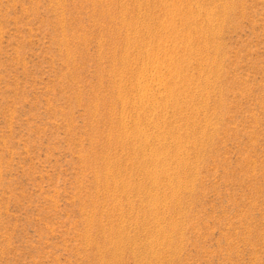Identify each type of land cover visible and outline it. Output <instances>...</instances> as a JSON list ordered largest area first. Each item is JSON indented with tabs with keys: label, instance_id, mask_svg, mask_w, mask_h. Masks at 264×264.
<instances>
[{
	"label": "rangeland",
	"instance_id": "1",
	"mask_svg": "<svg viewBox=\"0 0 264 264\" xmlns=\"http://www.w3.org/2000/svg\"><path fill=\"white\" fill-rule=\"evenodd\" d=\"M0 264H264V0H0Z\"/></svg>",
	"mask_w": 264,
	"mask_h": 264
}]
</instances>
